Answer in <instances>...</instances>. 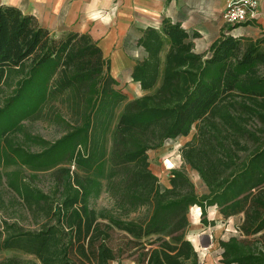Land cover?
Masks as SVG:
<instances>
[{
	"label": "trees",
	"instance_id": "obj_1",
	"mask_svg": "<svg viewBox=\"0 0 264 264\" xmlns=\"http://www.w3.org/2000/svg\"><path fill=\"white\" fill-rule=\"evenodd\" d=\"M236 25L205 52L199 32L170 18L144 28L131 76L145 93L128 100L89 33L57 35L0 5V186L13 194L0 192V252H16L0 264H204L188 238L195 205L203 225L216 224L211 207L238 218L219 240L221 263L264 264V33L238 36ZM42 118L63 134L26 128ZM193 128L180 151L202 193L184 167L163 184L150 162ZM103 192L113 205L97 210Z\"/></svg>",
	"mask_w": 264,
	"mask_h": 264
},
{
	"label": "crops",
	"instance_id": "obj_2",
	"mask_svg": "<svg viewBox=\"0 0 264 264\" xmlns=\"http://www.w3.org/2000/svg\"><path fill=\"white\" fill-rule=\"evenodd\" d=\"M228 2L229 0H0V5L16 6L24 13L34 15L41 25L57 35L66 31L89 33L99 43L105 57L110 59L111 73L118 80V87L131 100L145 93L141 84L131 76L136 60L144 55V50L137 44L142 30L149 26L160 27L163 18H170L180 22L188 31L199 32L200 35L194 39L195 48L198 52H205L219 38L223 28L230 25L223 19ZM232 32L238 36H261L264 33V0H259L255 14L238 23ZM196 207L201 213V208ZM212 211L218 215L211 219H223L216 207L209 209V213ZM229 219L238 221L237 217ZM212 247L218 250L215 254L209 253L204 264H223L220 262L219 241L217 244L213 243ZM133 264L136 263L133 261Z\"/></svg>",
	"mask_w": 264,
	"mask_h": 264
},
{
	"label": "rangeland",
	"instance_id": "obj_3",
	"mask_svg": "<svg viewBox=\"0 0 264 264\" xmlns=\"http://www.w3.org/2000/svg\"><path fill=\"white\" fill-rule=\"evenodd\" d=\"M241 23V22H240ZM124 104H121L119 111L123 108ZM25 126L28 130L32 131L35 134H39L46 139L55 140L63 134V129L60 125L51 123L48 120L42 118L37 120H27ZM196 132V128H193L188 136H182L176 140L170 141L159 149L152 150L150 152V162L152 170L159 176L163 184H169L170 172L173 168H181L183 166V160L181 157V147L189 140H191ZM39 146H34L32 149L38 150ZM2 170L4 169L1 167ZM189 176L195 182L197 190L199 193L204 191V185L199 175L191 169L189 166L184 167ZM15 167H8L7 170H14ZM5 170V169H4ZM26 172H29L26 170ZM39 184L48 189L49 181L48 175L44 177L41 176ZM0 192L3 194L6 202L12 198L13 194L10 193L6 183L3 186H0ZM93 207L97 210H100L105 207H112L113 201L108 196L106 192H103L100 197L93 199L91 201ZM27 213V212H26ZM0 214H3V211H0ZM218 213L212 211L209 213L210 218L217 217ZM136 216V214H133ZM189 217L191 225L188 231V238L194 243L195 247L199 252H201V258L204 262L206 256L211 253L215 254L218 250L216 247H212L213 243L217 244L220 239H226L232 234H235V223L237 220L229 219L224 220L222 218L216 219L217 223L214 226L205 227L201 222V213L200 210L196 207H192L189 211ZM22 224L26 228H36L38 225L31 219L22 220ZM207 245V246H202ZM213 248V249H212ZM13 251H3L0 252V259L6 256L15 254ZM133 257H125L122 261H114L112 264H133ZM135 262V261H134Z\"/></svg>",
	"mask_w": 264,
	"mask_h": 264
},
{
	"label": "built area",
	"instance_id": "obj_4",
	"mask_svg": "<svg viewBox=\"0 0 264 264\" xmlns=\"http://www.w3.org/2000/svg\"><path fill=\"white\" fill-rule=\"evenodd\" d=\"M259 6V0H229L223 19L227 24H236L246 21L254 15Z\"/></svg>",
	"mask_w": 264,
	"mask_h": 264
}]
</instances>
